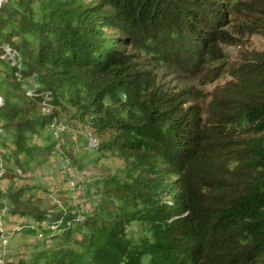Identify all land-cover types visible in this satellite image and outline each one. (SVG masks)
Returning <instances> with one entry per match:
<instances>
[{"label": "trees", "instance_id": "16d2710c", "mask_svg": "<svg viewBox=\"0 0 264 264\" xmlns=\"http://www.w3.org/2000/svg\"><path fill=\"white\" fill-rule=\"evenodd\" d=\"M227 14L236 34L264 39V0L2 1L0 182L8 185L0 187V237L1 230L11 232L2 228L3 219L13 225L48 221L74 247L19 264H264V50L241 55L230 79L211 92L192 90L194 103L183 92L155 89L137 101L142 119L117 126L97 147L123 160L131 180L105 181L99 194L109 201L93 215L80 218L57 205V211L42 209L25 196V186H16L31 158L53 153L54 143L40 149L34 139L45 129L54 139L67 132L55 138L50 127L61 131L57 114L44 112L59 105L65 75L90 74L106 84L94 99L101 113L104 99L118 97L116 89L129 95L148 90L150 79L137 60L161 31L186 25L210 53L212 42L230 37L217 30L202 34L198 25L212 19L218 25ZM26 79L38 87L25 89ZM159 172L175 177L170 203L160 198ZM134 222L148 232L138 243L127 237ZM23 227L35 239V231Z\"/></svg>", "mask_w": 264, "mask_h": 264}, {"label": "rangeland", "instance_id": "374dc122", "mask_svg": "<svg viewBox=\"0 0 264 264\" xmlns=\"http://www.w3.org/2000/svg\"><path fill=\"white\" fill-rule=\"evenodd\" d=\"M96 1L85 0L88 5L95 4ZM238 1L246 3L249 0ZM235 23L227 14L218 25L213 19L208 25H198L202 34L217 30L230 37L228 40L212 42L213 51L210 53L208 47H203L200 41L195 43L192 40L185 30L186 25L178 32L169 29L161 31L157 35V41L150 44L147 51L139 52L140 58L137 60L144 77L150 79L148 90L145 91L142 87L139 93L129 95V92L116 89L118 97L115 100L108 97L104 99L101 113L97 112L101 109L100 102H94V99L97 93L107 89L106 84L102 86L92 81L90 74L77 78L65 75L68 78L65 87L59 88L56 93L59 105L53 109L46 105L44 112L53 111L57 114L56 121L61 131H54L50 127L55 138L65 129L67 132L54 139L50 136L49 129H45L34 139L33 144L39 145L40 149L54 143L53 153L46 160L40 156L31 158L28 175L16 180V186H25V196L39 200L42 209L63 206L80 218L96 213L101 204L109 201L99 194L105 181L114 178L121 183H128L131 180L128 175L131 173L128 171L130 167L123 160L114 153L100 152L97 147L102 141L109 140L111 134L118 131L124 122H134L135 117L142 119L144 108L143 105L136 104L137 101L144 102L155 89L156 93L163 95L183 92L190 103H194L192 90L211 92L230 79V68L241 59V55L264 50V39L260 35L246 34L242 37L235 33ZM130 50L127 47L125 51L128 53ZM106 80L105 78L104 81ZM23 84L25 89L38 87L35 79H26ZM88 138L89 145L86 142ZM93 144H96L95 148L91 147ZM21 160H24L23 156ZM155 178L161 183L159 195L162 203L172 202L174 191L172 192L171 186L175 177L159 172L155 174ZM7 185L5 181L0 182V187L5 188ZM5 209L1 214L6 213ZM2 222V228L11 232L1 234L0 264L10 262L6 259L7 245V253L13 264L29 262L40 253L51 254L74 248L72 242L62 235V231L48 221L39 223L40 226H35L36 222L15 225L6 219ZM23 226L35 231V239ZM13 233L14 236L9 240ZM72 237L79 239L80 235L76 233ZM127 237L135 243L148 237L146 225L141 222L130 224L127 227ZM147 259L144 258V261L147 262ZM39 264L46 262L42 260Z\"/></svg>", "mask_w": 264, "mask_h": 264}, {"label": "water", "instance_id": "95a60500", "mask_svg": "<svg viewBox=\"0 0 264 264\" xmlns=\"http://www.w3.org/2000/svg\"><path fill=\"white\" fill-rule=\"evenodd\" d=\"M2 1H3V0H0V8H1Z\"/></svg>", "mask_w": 264, "mask_h": 264}, {"label": "bare ground", "instance_id": "6f19581e", "mask_svg": "<svg viewBox=\"0 0 264 264\" xmlns=\"http://www.w3.org/2000/svg\"><path fill=\"white\" fill-rule=\"evenodd\" d=\"M91 147H94L95 148L96 147V144H93V146H91Z\"/></svg>", "mask_w": 264, "mask_h": 264}, {"label": "built area", "instance_id": "2783aa9c", "mask_svg": "<svg viewBox=\"0 0 264 264\" xmlns=\"http://www.w3.org/2000/svg\"><path fill=\"white\" fill-rule=\"evenodd\" d=\"M35 226H37V223H36V225ZM2 233L4 234L5 232L4 231H2Z\"/></svg>", "mask_w": 264, "mask_h": 264}]
</instances>
